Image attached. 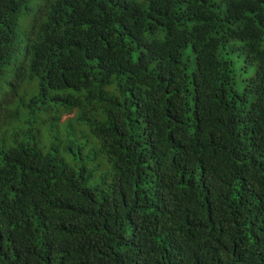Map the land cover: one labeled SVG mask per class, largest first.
I'll return each instance as SVG.
<instances>
[{"label": "trees", "instance_id": "1", "mask_svg": "<svg viewBox=\"0 0 264 264\" xmlns=\"http://www.w3.org/2000/svg\"><path fill=\"white\" fill-rule=\"evenodd\" d=\"M0 264H264V0H0Z\"/></svg>", "mask_w": 264, "mask_h": 264}, {"label": "rangeland", "instance_id": "2", "mask_svg": "<svg viewBox=\"0 0 264 264\" xmlns=\"http://www.w3.org/2000/svg\"><path fill=\"white\" fill-rule=\"evenodd\" d=\"M187 53L192 56V63L195 64L197 52H194L190 49H187ZM241 59H243V56L241 57ZM234 67L235 68L237 67V69H238L236 71V80H237L236 85H237L238 89H241L247 81L245 78L254 73L256 66L255 65L242 66V64L240 62H237L234 65Z\"/></svg>", "mask_w": 264, "mask_h": 264}]
</instances>
